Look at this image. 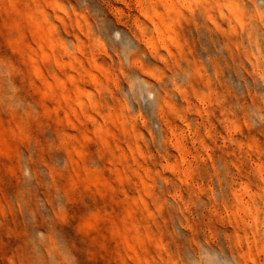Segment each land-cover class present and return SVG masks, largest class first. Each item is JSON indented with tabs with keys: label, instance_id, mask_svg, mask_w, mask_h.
I'll return each instance as SVG.
<instances>
[{
	"label": "rangeland",
	"instance_id": "rangeland-1",
	"mask_svg": "<svg viewBox=\"0 0 264 264\" xmlns=\"http://www.w3.org/2000/svg\"><path fill=\"white\" fill-rule=\"evenodd\" d=\"M0 264H264V0H0Z\"/></svg>",
	"mask_w": 264,
	"mask_h": 264
}]
</instances>
